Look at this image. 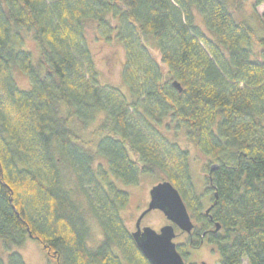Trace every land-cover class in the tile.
<instances>
[{
    "label": "trees",
    "instance_id": "trees-1",
    "mask_svg": "<svg viewBox=\"0 0 264 264\" xmlns=\"http://www.w3.org/2000/svg\"><path fill=\"white\" fill-rule=\"evenodd\" d=\"M231 3L0 0V241L9 252L0 264H25L11 249L28 239L39 242L48 264H121L113 248L128 264H150L119 215L129 195L109 175L129 186L141 175L166 179L193 210L196 231L211 230L207 242L219 252L218 264H264V35L255 59L253 28L235 20ZM91 25L105 42L123 46L129 101L99 85L86 38ZM18 29L41 46L37 64L14 48ZM147 39L160 50V63ZM17 67L30 90L16 85ZM72 120L83 129L96 124L95 154L71 130ZM178 129L218 165L208 178V214L182 193L190 183L189 153L167 137ZM96 156L108 172L94 164ZM90 219L103 237L94 248ZM187 245L195 249L200 241ZM184 247L176 245L181 257Z\"/></svg>",
    "mask_w": 264,
    "mask_h": 264
},
{
    "label": "rangeland",
    "instance_id": "rangeland-1",
    "mask_svg": "<svg viewBox=\"0 0 264 264\" xmlns=\"http://www.w3.org/2000/svg\"><path fill=\"white\" fill-rule=\"evenodd\" d=\"M253 0H236V3H231L229 9L231 10L234 18L238 22H247L251 28H253V38L249 41L251 50L255 59H260L259 47L257 44V38L264 35V5L257 7L253 6ZM203 30L207 33L206 29ZM16 40L20 42L14 45L16 50H24L30 52L32 56V62L37 64L41 46L34 42L31 32L24 29H18ZM86 38L90 44L91 50L94 53L95 66L98 72V83L100 86H107L117 88L129 101L131 96L122 80L121 70L125 62V51L123 46L117 41L107 43L99 37L95 27L93 25L87 26ZM148 50L152 57L160 63V50L150 40H145ZM37 44V45H36ZM245 45V44H244ZM163 73H167V68L163 66ZM45 72V71H44ZM12 77L21 90H30L31 83L27 74H24L20 69L13 68L11 70ZM61 113H64L65 107L61 106ZM70 128L73 132H76L78 137L83 142H91L89 149L95 154L96 146L98 142V135L92 134L96 129V124H91L87 129H83L82 126L72 120L70 122ZM171 128H175L172 124ZM168 139L174 141L180 148L186 150L189 153V172H190V183L188 185H181L182 193L184 198L189 203H193L194 199L199 200L201 213L204 214L205 210L209 207L212 200V191H210L208 183V169L215 163L214 160L199 151L190 139L186 137L183 129H178L174 134L167 136ZM98 157V158H97ZM94 164L102 162L104 170L108 172V165L99 156H96ZM135 160V157H133ZM109 179L113 182L117 189L128 193L129 200L125 207L119 209V215L122 218L125 226L132 232H134L135 222L137 218L147 209L149 203V190L152 186L159 182L166 181V179H160L155 176L141 175L139 182L136 185H124L120 181H116L109 175ZM74 177H71L69 183L70 186H74ZM75 196H78V200L82 201L83 197L80 196L79 191H75ZM193 206V204H191ZM195 206H193L194 209ZM194 226L198 227L199 224L196 222L193 210H187ZM170 224L165 216L157 210L149 212L144 219L141 221V227H149L156 232L165 225ZM90 227V238L88 246L90 248L96 247L102 241V232L98 227L97 223L92 219L89 220ZM176 237L173 239L175 245H185L183 248L182 259L184 264H218L220 261V255L217 249L208 242H204L198 250L191 251L187 245V239L185 234H182L180 230L175 229ZM183 243V244H182ZM112 251L120 258L121 264H128L123 258L122 254L117 248H113ZM11 252L20 254L25 264H48L47 256L42 246L38 241L28 239L23 247L12 248ZM7 252L4 248L3 243L0 241V255L3 259H7ZM242 264H247L245 261Z\"/></svg>",
    "mask_w": 264,
    "mask_h": 264
},
{
    "label": "water",
    "instance_id": "water-1",
    "mask_svg": "<svg viewBox=\"0 0 264 264\" xmlns=\"http://www.w3.org/2000/svg\"><path fill=\"white\" fill-rule=\"evenodd\" d=\"M172 85L179 92L182 91L177 81H174ZM217 167V164L210 166L209 178ZM149 198L147 209L138 217L136 230L131 233L136 247L150 264H184L173 242L176 237L175 229L191 234L195 226L180 193L169 181H162L152 186L149 190ZM211 208L212 205L205 210V214H208ZM153 210L160 211L170 223L161 227L158 232L149 227L140 228V222L144 215ZM219 229L220 225L215 223L212 232L217 233ZM29 237L31 238L30 234Z\"/></svg>",
    "mask_w": 264,
    "mask_h": 264
},
{
    "label": "flooded vegetation",
    "instance_id": "flooded-vegetation-1",
    "mask_svg": "<svg viewBox=\"0 0 264 264\" xmlns=\"http://www.w3.org/2000/svg\"><path fill=\"white\" fill-rule=\"evenodd\" d=\"M207 178H209V177H207ZM212 204H210L209 206H211ZM151 212V211H150ZM148 214V213H147ZM146 214V215H147ZM146 215H144V217L146 216ZM144 217L142 218V220L144 219ZM138 219V218H137ZM141 220V221H142ZM136 222H137V220H136ZM136 222H135V227H134V231L136 230ZM141 223V222H140ZM140 228H143V227H141V225H140ZM196 229H197V227L195 226L194 227V229L192 230V232H191V234H186V233H182V234H185V237H186V239H187V241L189 242V243H191V242H193V241H200V247H201V245H203V243L204 242H207L208 241V238H209V236H210V231L211 230H207V231H201V232H199V231H196ZM130 231V230H129ZM133 232V231H132ZM131 231H130V233H132ZM183 244V243H182ZM198 250V248H195V249H191V251H195V250ZM194 264H196V263H194ZM202 264H205L204 262H202Z\"/></svg>",
    "mask_w": 264,
    "mask_h": 264
}]
</instances>
